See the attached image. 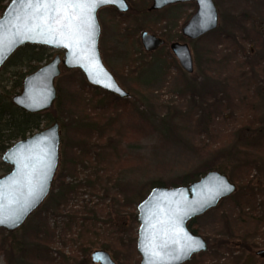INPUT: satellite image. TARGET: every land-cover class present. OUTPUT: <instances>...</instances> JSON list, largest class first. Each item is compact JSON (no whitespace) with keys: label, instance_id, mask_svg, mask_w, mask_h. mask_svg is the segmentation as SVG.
<instances>
[{"label":"rangeland","instance_id":"1","mask_svg":"<svg viewBox=\"0 0 264 264\" xmlns=\"http://www.w3.org/2000/svg\"><path fill=\"white\" fill-rule=\"evenodd\" d=\"M127 2L130 8L123 15L109 7L99 9L96 14L102 62L119 86L129 92L127 104L121 107L112 98L93 90L86 81L82 83L78 70L60 66V75L54 85L56 90L60 88L61 99L57 92L53 113L52 107L39 113L41 124L28 136L58 123L60 144L55 174L65 172V181H72L79 187L65 203L61 201L59 207L48 194L13 235L0 229L1 244H17L15 250L6 247L5 253L0 252V264H16L21 253L19 246L33 243L36 228L33 227L41 223L48 225L52 235L47 238L50 241L47 260L41 259V264H93L91 254L100 249L107 251L115 264H139L136 250L139 224L132 225L129 221V214H137V207L123 205L129 188L157 179L177 178L196 170L212 160L213 148L222 134L221 138H227L226 143L237 149L236 161L223 173L229 180L233 179L236 190L205 212L195 226L205 230L209 242L216 244L220 243L221 235L226 234L221 232L220 225L228 220L232 236L227 238L225 245L220 244L219 251L207 249L187 262L264 264L255 254L264 248V229L258 230L257 223L250 220L251 216L264 214V135L259 138L256 133L243 130L231 133V118L228 116L224 120L219 116L223 105L238 111L253 103L258 116L264 118V0H213L218 10L216 29L224 35L218 38L215 31L196 40L181 37L182 27L196 11L195 3L174 4L149 13L147 8L152 0ZM253 29L260 32L261 39L249 44L245 37H251ZM143 31L164 38L165 45L154 52H146L140 42ZM171 42L188 44L194 65L191 74L180 67L169 48ZM44 49L45 59L32 65L29 74L56 55L63 56L62 50ZM251 68L255 77L248 79L246 73ZM18 70L9 66L0 77V96L6 101L21 92L23 79L29 75L14 76ZM216 90H221L225 98L222 110L212 107L210 116L206 115L207 111L204 115L198 108V96L205 101ZM83 107L88 108L87 112L94 118L80 121L78 116ZM89 137L99 155L95 157L94 168L86 170L78 167L76 161L78 154L90 156L87 149L91 147L86 146ZM80 139H87L81 151L76 147ZM1 157L2 153L0 177L10 171ZM253 160L257 161L256 166L251 165ZM93 172L101 177L97 183L86 177ZM113 180L126 186L127 192L121 194ZM250 180L254 198L249 196L251 194L247 196L246 185ZM48 211L61 212V215L53 219ZM67 214L76 215V222H68ZM83 217L89 220L82 222ZM133 238L135 251L132 244L128 245ZM38 256L41 258L30 248L23 253L28 264H35L32 260Z\"/></svg>","mask_w":264,"mask_h":264},{"label":"water","instance_id":"2","mask_svg":"<svg viewBox=\"0 0 264 264\" xmlns=\"http://www.w3.org/2000/svg\"><path fill=\"white\" fill-rule=\"evenodd\" d=\"M37 2L10 0L0 16V70L15 51L25 45L62 50L63 56L56 55L49 63L27 75L21 92L11 99L13 105L31 114L48 111L57 98L54 81L60 75V66L78 70L94 88L119 99H128L129 92L119 86L102 62L98 48L100 26L96 16L104 7L126 13L129 9L127 1L108 0L93 6L91 0H62L81 6L66 9L68 19L63 20L64 25L72 16L76 17L70 20L71 30L57 26L54 32L42 24L43 17L51 18L55 14L52 0H39L41 4H49L48 8L40 7L39 11ZM186 2H193L197 7L182 29L187 39L196 40L217 28L218 10L213 0H152L148 11ZM64 12L62 7L60 15L63 16ZM36 25L40 27L29 31ZM140 40L146 52H153L165 43L162 38L146 31L140 34ZM170 48L183 71L191 74L194 65L188 44L172 43ZM59 144V126L54 122L47 129L17 141L2 154L1 160L10 171L0 177V229L7 232L18 229L46 199L57 170ZM235 190V184L215 170L185 186L151 188L137 205L139 264H184L193 255L206 252V241L192 234L187 223L216 207ZM255 254L264 260V248ZM90 258L93 264H115L110 254L102 249L92 252Z\"/></svg>","mask_w":264,"mask_h":264},{"label":"trees","instance_id":"3","mask_svg":"<svg viewBox=\"0 0 264 264\" xmlns=\"http://www.w3.org/2000/svg\"><path fill=\"white\" fill-rule=\"evenodd\" d=\"M10 0H0V16L2 15L5 7L7 6L8 2ZM217 32L218 34V38L219 36H223V32L221 34H219L218 29L213 30L210 33L213 32ZM250 36L245 37L246 41L251 44L252 42L257 43L258 40H260L261 38V34L258 30L253 29L252 33L250 34ZM206 36V35H204ZM202 36V37H204ZM255 37H257V39H255ZM228 38V37H227ZM233 39V38H232ZM253 41H252V40ZM234 45H235V41ZM259 43V42H258ZM45 49L44 47L41 46H31V45H25L23 47H21L20 49L16 50L15 53L9 58V60L5 63V65L1 68L0 70V77L3 75L4 70H6L7 67L9 66H14L17 67L19 70L16 71L14 73V76H24L25 74H29L30 71H28V69L30 67H32V65H36L40 62H42L45 59ZM246 65L248 64L247 61L245 60ZM34 67V66H33ZM23 70H25V72H23ZM78 74L81 76L82 78V83H86L85 79L83 77V75L78 72ZM246 75H248V79L252 78L254 75V70L251 68L249 69V71L246 73ZM245 77V76H244ZM21 85V82L19 83V86ZM93 90L106 95L110 98L113 99V101L117 102L118 104L121 105V107H123L125 104H127L128 99H124V100H120L104 91L98 90L96 88H92ZM58 92V99H61V90L60 88L57 89ZM223 92L221 90H216L214 93H212L209 97L208 100H203L202 96H198L200 98L199 100V105L198 108H201V111L205 112L207 111L206 115L210 116L211 114V108H215L217 109L218 107H221L222 110V106L221 104L225 101V98H223L222 96ZM250 100V99H249ZM54 107L51 108V111L53 113ZM94 110V109H93ZM100 110V109H99ZM88 108L83 107L82 111H81V115L78 116V118L80 119V121H85L86 119H92L94 117L91 116L90 113L87 112ZM95 111V110H94ZM97 115V114H95ZM219 116L222 117V119L227 120L228 116L231 118L230 121V125H232L231 128V133L232 131L234 132H241L242 130L245 132H250L252 134H257L258 137L260 138L261 135H264V118H262V116H258L257 111L255 110V106L252 103H249V105L244 106L242 110H238V111H231L229 110L225 105H223V110L221 112V114H219ZM42 115L41 114H31V113H26L23 112L21 110H19L18 108H16L12 101H10V99H8L7 101L4 100V98H2L0 96V153H4L8 148H10L14 143H16L19 140H23L25 139L28 134L34 130V129H38L39 125L41 124V118ZM92 117V118H91ZM206 121L208 119V117L205 118ZM57 120V119H55ZM237 128V129H236ZM236 130V131H235ZM224 134H222L221 137H223ZM219 138L217 141V145L212 149L213 151V158L211 161L209 162H204L200 167H198L196 170L194 171H190L187 172L179 177H175L172 179H157L152 181L149 184H142L139 187H135V188H129V195L126 196L123 199V205L125 207L129 206V207H137L138 203L143 200L145 198V193L147 192V190L153 188V187H177V186H185L188 185L191 182H194L196 180L199 179L200 176L206 174L208 171H212V170H218L221 173H224L225 171H227V167L230 163L235 162V155H237L235 152L237 151L235 146H230L228 143H226V139L227 138ZM88 142L86 143V146L88 148L87 151L88 155L90 154V156L86 157L85 153H83L82 155H79V157H77V161L76 164L78 167H83L86 170H90L91 168L93 169L94 166V160L95 157L98 156L99 151L97 150V146L96 145H91V143L89 142V140L91 139V137L87 138ZM87 139H80L78 140V142L76 143V147L81 151L85 146V142L87 141ZM93 148V150H92ZM245 151V150H243ZM264 153V150H263ZM84 155V156H83ZM80 158V160H79ZM218 160H222L221 163L218 162ZM87 163V164H84ZM252 166H256L257 165V161L253 160L251 162ZM264 166V163H263ZM64 171V170H62ZM55 179L52 180L51 183V188L52 191L50 189L49 191V198L55 203V205H57L58 207L61 206V201L63 203H65L69 197L71 195H73L74 191L76 188H78L79 186H76V184H74L72 181L71 182H66V177L67 175L65 174V172H60L58 174H55ZM86 177L93 179L92 182L97 183L99 179H101V177L99 176L98 172H93V174H88ZM88 181V180H87ZM230 181L232 182L233 179L230 178ZM252 180H250L247 185V196L248 194H251L249 196H252L254 198L255 193H253V186L249 185L251 183ZM114 186H116V183L118 185V190L121 194H124L125 191L127 192V187L124 185L119 184V182L117 180H113ZM88 185H90V183H88ZM145 185V186H144ZM56 191L55 192H53ZM119 194V193H118ZM120 195V194H119ZM48 196V195H47ZM60 200V201H58ZM59 211V210H58ZM47 212V211H45ZM44 212V214H45ZM48 214H50V217H52L53 219L56 218V216H60L61 212H52V211H48ZM205 214V213H204ZM201 215L197 218L192 219L189 224H188V229L190 230V232H192L193 234L202 236L203 239L207 242L208 244V249L209 250H216L219 251L220 248L222 247V245H225L224 243H227V238H230L232 236V231L230 232L231 228V224L230 222H228V220L222 221V225L221 228V232L222 233H226V234H222L221 235V239H219L220 243H210L209 242V234L206 233L205 230H200V228H197L195 226L196 221L198 219H200L201 217L204 216ZM42 215V214H41ZM65 218L68 220V222L70 223H75L76 222V215H71V214H67L65 216ZM129 221L130 223L133 225L135 223H137V214L135 212H132L129 214ZM82 222L89 220V218L83 217ZM250 220H252L253 223H257V227L258 230L260 229H264V214L262 216H251ZM124 226V222L121 223V227ZM130 226V225H129ZM36 227V228H35ZM34 237L32 239V244H24V246H19L20 251V256L18 257V261L16 264H28V262L24 259L23 257V253L26 249L32 250V252H36L37 254H40L41 258L36 257L32 260L33 263L35 264H41L42 262L41 259L47 260V254L49 252V246H50V241H48V236L50 235V230L48 228V225L45 223H41L38 224L36 226H34ZM131 229V227H130ZM16 230L14 231H10L8 232V234L13 235L15 233ZM119 231V230H118ZM53 234V233H52ZM81 235V234H80ZM52 236V235H50ZM34 240V241H33ZM134 241L135 238H133L131 240V243L129 242L128 245L132 244V248L135 251V246H134ZM222 244V245H220ZM5 244H1L0 243V252L1 253H5L6 247H11L12 249L15 250V244L12 243H8L7 246H4ZM128 247V246H127ZM245 247H248L245 245ZM104 249H106V247H102ZM43 256H42V255ZM201 255V254H200ZM38 258V259H37ZM31 263V262H30ZM138 264V263H136ZM184 264H189V262L184 263Z\"/></svg>","mask_w":264,"mask_h":264},{"label":"snow or ice","instance_id":"4","mask_svg":"<svg viewBox=\"0 0 264 264\" xmlns=\"http://www.w3.org/2000/svg\"><path fill=\"white\" fill-rule=\"evenodd\" d=\"M91 2H92V5L95 6V5L100 4V3L108 2V0H91ZM29 6L31 7V4H29ZM51 6L55 8V14L51 18H49L47 16L43 17L42 18V24L44 26H47L49 31H53V32L57 30V26L68 27L71 30L72 25H71L70 20H75L76 17L72 16L70 18V20H69V23L67 25H64L62 23L63 20L68 19V14H67L66 9L74 7V6L78 7V6H81V5H74L72 3H64V2H62V0H52ZM40 7L48 8L49 4L48 3L41 4V3H39V0H38V2H37V11H39ZM62 7L65 9V12H64L63 16L60 15V9ZM49 19H51V23L50 24H49ZM35 27H40V25H36L33 28H30L29 31H34ZM0 50H2V44H0ZM225 190H227L226 187H225ZM197 246H199L198 243H197Z\"/></svg>","mask_w":264,"mask_h":264},{"label":"flooded vegetation","instance_id":"5","mask_svg":"<svg viewBox=\"0 0 264 264\" xmlns=\"http://www.w3.org/2000/svg\"><path fill=\"white\" fill-rule=\"evenodd\" d=\"M127 1V0H126ZM128 3V2H127ZM152 3V2H151ZM179 4V3H178ZM128 5H129V3H128ZM174 5V4H173ZM151 6V5H150ZM149 6V7H150ZM148 7V8H149ZM168 7V6H167ZM109 8H111L115 13L117 12V13H119V14H121V15H123V14H125V13H121V12H118L115 8H113V7H109ZM129 8H130V5H129ZM148 8H147V12H149V13H154V12H158V11H160V10H158V11H148ZM166 8V7H165ZM164 9V8H163ZM162 10V9H161ZM127 13V12H126ZM184 27V26H183ZM183 27H182V29H183ZM182 32V31H181ZM152 35V34H151ZM155 36V35H154ZM184 35H183V33H182V36L181 37H183ZM156 37H160V36H156ZM185 37V36H184ZM160 38H162V37H160ZM186 38V37H185ZM164 41H165V39L164 38H162ZM140 42H141V40H140ZM172 43H180V42H171L170 44H169V48H170V45L172 44ZM164 45H165V43H164ZM163 45V46H164ZM162 47V46H161ZM160 47V48H161ZM159 49V48H158ZM157 49V50H158ZM170 50H171V48H170ZM156 51V50H155ZM172 51V50H171ZM154 52V51H153ZM148 53H150V52H148ZM28 137V136H27ZM54 178V177H53ZM199 217V216H198ZM195 218H197V217H195ZM194 219V218H193ZM192 220V219H191ZM190 220V221H191ZM189 221V222H190ZM189 222L187 223V228H188V224H189ZM189 230V229H188ZM190 231V230H189ZM192 233V232H191ZM193 234V233H192ZM194 235H196V234H194ZM199 236V235H198ZM207 243V242H206ZM208 245V244H207Z\"/></svg>","mask_w":264,"mask_h":264}]
</instances>
